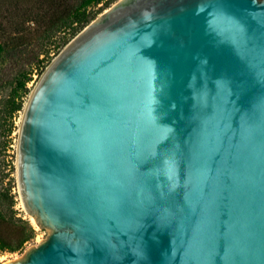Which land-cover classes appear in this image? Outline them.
Instances as JSON below:
<instances>
[{"label": "water", "instance_id": "1", "mask_svg": "<svg viewBox=\"0 0 264 264\" xmlns=\"http://www.w3.org/2000/svg\"><path fill=\"white\" fill-rule=\"evenodd\" d=\"M9 264H264V0H118L21 119Z\"/></svg>", "mask_w": 264, "mask_h": 264}, {"label": "trees", "instance_id": "2", "mask_svg": "<svg viewBox=\"0 0 264 264\" xmlns=\"http://www.w3.org/2000/svg\"><path fill=\"white\" fill-rule=\"evenodd\" d=\"M116 1L0 0V57L15 51V73L0 69V152L11 148L34 71L41 73L51 51L59 52ZM18 214L12 190L0 189V252L21 251L35 238L30 221Z\"/></svg>", "mask_w": 264, "mask_h": 264}, {"label": "rangeland", "instance_id": "3", "mask_svg": "<svg viewBox=\"0 0 264 264\" xmlns=\"http://www.w3.org/2000/svg\"><path fill=\"white\" fill-rule=\"evenodd\" d=\"M106 10H104V11H106ZM101 14H99V15H101ZM74 39H72L70 42H72ZM65 47H63L57 53H53V51H51V58L48 62H46V68L41 73H37L36 71H34V73L32 74V81L28 84L30 92L25 99L24 108L27 105L32 92L34 91V89L38 85V83L41 80L46 69L62 53V51L65 49ZM28 59L30 60V58H28ZM3 66H5V67L7 66L6 67L7 68L6 73L8 76H12L13 73H15V51H11L8 56L0 57V69ZM1 96H3V94H1ZM24 108L21 111V113L18 115V118H17V122H16L17 130L14 131V133H13V142H12L11 148L7 151V153L6 152H0V189H11L12 190V194L15 196V200H16V209L19 212L18 216L22 217L23 219H27L28 221H30L31 225L34 227V229L36 231V235H35L34 240L32 242H30L29 244H27L25 246V248L21 251L13 252V253H11V252H0V264L15 262V261L22 259L25 256L27 251H29L33 247H36L39 243H41L42 241L46 240L49 237L42 231V229L30 217V215H28L26 213V211L23 207V203L21 201V196H20V191H19L18 173H17V156H18L17 153H18L19 129L21 126V119L23 117L24 110H25Z\"/></svg>", "mask_w": 264, "mask_h": 264}, {"label": "bare ground", "instance_id": "4", "mask_svg": "<svg viewBox=\"0 0 264 264\" xmlns=\"http://www.w3.org/2000/svg\"><path fill=\"white\" fill-rule=\"evenodd\" d=\"M25 109V108H24ZM11 263V262H10ZM6 264H9V263H6Z\"/></svg>", "mask_w": 264, "mask_h": 264}]
</instances>
